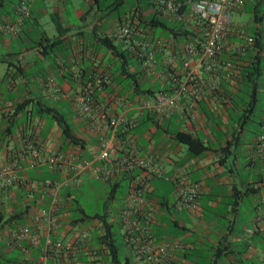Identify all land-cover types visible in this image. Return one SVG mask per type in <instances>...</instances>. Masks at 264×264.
<instances>
[{"label":"crops","instance_id":"crops-1","mask_svg":"<svg viewBox=\"0 0 264 264\" xmlns=\"http://www.w3.org/2000/svg\"><path fill=\"white\" fill-rule=\"evenodd\" d=\"M244 1L233 10L242 14ZM83 3L86 5L74 0H31L29 15L21 21L16 20L14 14L15 2L10 4L11 11L1 9L4 1L0 6V23L9 22L14 29L13 33L0 32V161H18L11 184L0 189V208L8 217L14 216L16 211L10 203L29 205L19 219L13 218L2 225L0 264H40L46 236L52 241L70 242L81 231H86L88 236L74 250L71 264H100L105 256L113 264L98 240L97 236L102 232L97 222H73L74 217L68 210L70 198L64 199L62 195L64 190L76 199L81 209L76 217H89L75 192L91 178L90 174L84 172L75 180L70 173L66 176V164L61 170L48 168L44 162L35 161L26 148L27 143H32L43 158L61 154L88 159L98 148V132L95 128L90 130L91 116L95 117L98 111L122 113L139 124L146 114L136 108L137 97H131L129 91L122 94V86L112 81L117 57L100 41L108 37L120 50L123 49L122 43L113 35L128 10L123 14L108 15L99 10L97 0H84ZM137 6L138 2L134 0L128 7L130 10ZM145 8L153 12L149 5H141L144 16ZM244 25L243 21H232L227 37L229 51L222 53L219 60L232 54L231 58L237 60L246 57L242 64L249 63L246 55L241 57V53L236 52V45L242 39L235 29L241 30ZM139 27L144 33L160 35L141 24ZM258 30L255 26L253 31ZM242 34L249 36L244 31ZM51 41L56 43L48 45ZM260 44L257 49L247 51L260 58V74L254 85L241 83L234 76L222 81L214 91L203 85V95L195 102L193 114L174 111L161 121L157 130L147 122L129 131V141L137 147L139 154L155 153L159 172L148 184L155 178L169 183L170 195H161L165 199L171 201L173 198L174 184L169 178L174 173L186 181L199 182L192 211L177 212L171 207L166 214L173 226L161 222L160 215L153 224L152 232L157 241L177 239L180 243L172 249L166 264H255L264 259V149L258 150L256 146L259 120L264 110V38L261 33ZM157 56L160 60L163 55L158 53ZM134 64L136 68L129 63V71L140 70L137 61ZM99 75L108 76L110 84L95 90L91 111L81 113L75 95L87 81ZM139 76L138 81L142 84L162 85V78L143 71ZM109 93L122 100V105L118 106L108 98ZM259 93L262 94V105L258 115H254ZM18 104L21 107L15 110ZM34 105L38 106L37 110ZM181 105H185L184 99ZM45 108L55 116L42 110ZM63 111L71 113L69 118ZM59 121L67 125L76 142L63 138ZM9 123H13V128L8 127ZM177 130L198 137L205 149L199 155L190 154L184 145L171 138L170 133ZM46 179L61 183L58 213L48 227L44 221L38 224L30 221L32 214L45 209L48 204L47 190L39 184ZM30 185L34 187L29 189ZM149 189L156 194L154 188ZM23 225L37 233V245L22 239L13 240L11 233ZM120 237L125 250L118 264H143L134 259L121 232ZM60 263L49 249L44 264Z\"/></svg>","mask_w":264,"mask_h":264},{"label":"built area","instance_id":"built-area-1","mask_svg":"<svg viewBox=\"0 0 264 264\" xmlns=\"http://www.w3.org/2000/svg\"><path fill=\"white\" fill-rule=\"evenodd\" d=\"M30 1L17 0L14 7L16 20L21 21L29 15ZM241 2L242 0H151L155 15L178 23L181 30L187 29L193 34L191 40L182 43H170L144 33L136 18L122 19L116 25L114 39L121 42L125 52L137 60L140 71L165 81L164 90L156 91L150 97L136 98L138 110L145 111L156 122L168 118L174 111L191 115L195 102L203 95V85L214 91L222 81L235 75L237 67L232 61L228 57L219 60V56L229 51L227 37L232 27L231 12ZM0 32L13 33L12 24L0 23ZM235 32L242 39L236 45V52L242 54L252 43V38L242 34L238 27ZM165 50L166 53L163 54ZM158 53L163 56L156 61ZM109 84L110 79L106 75L87 81L75 95L78 111L89 113L94 91ZM107 97L112 98L116 105H122V100L117 96L109 93ZM182 99L185 100V105H181ZM135 123L134 118L122 113L98 111L95 117L91 116L90 130L95 128L98 132V148L88 159L61 154L43 158L32 143H27L26 148L35 161L44 162L48 168L61 170V166L66 164V176L70 173L75 180L84 172L104 183L112 182L120 175L128 176L125 194L111 220H116L136 261L143 264H166L172 249L179 247L180 243L177 239L158 242L153 235L152 226L159 213V205L144 196L143 183L151 175L158 173L159 169L155 165V153L148 151L139 154L137 147L129 141L128 134ZM256 146L258 150L264 149V110L259 120ZM17 167V159L0 161V189L11 184ZM169 179L174 184L170 205L178 212L192 211L196 205L199 182L186 181L176 173ZM39 184L46 188L49 201L45 209L30 216V221L35 224L44 221L48 227L55 221L58 213L61 183L46 179ZM32 187L34 186L30 185L28 188ZM11 235L14 241L22 239L30 245H37L39 242L37 233L32 232L27 225L19 227ZM87 236L86 231H81L70 242L52 241L46 236L40 264H44L45 254L49 249L59 258L60 264H71L74 250ZM255 264H264V259Z\"/></svg>","mask_w":264,"mask_h":264},{"label":"trees","instance_id":"trees-1","mask_svg":"<svg viewBox=\"0 0 264 264\" xmlns=\"http://www.w3.org/2000/svg\"><path fill=\"white\" fill-rule=\"evenodd\" d=\"M4 0H0V6L3 3ZM138 2V6L136 8H132L129 10V7H127V14L124 16L123 15V19L125 18H136L137 20V24L139 26V24H141V26H143L144 28L147 29H153V31L155 32H159V36H156L153 34L154 37H158L161 38L160 36L162 35L167 37V38H171L175 41V43H182L185 41H189L191 40L193 34L188 31L187 29H180V25L178 23L172 22L166 18L163 17H158L157 15H155L153 12H151V14L149 15V17H146L142 14L141 10H140V6L141 3L139 2V0H136ZM15 2V4L17 3V0H11L10 4ZM124 0H114L113 4L114 6L123 3ZM151 0H146L144 1V3L142 4L143 7H147L148 5L151 7ZM255 9V7H254ZM260 20V16L256 13V10L254 11V15H253V22H257ZM249 36L252 38V43L249 44V48L245 49V51L240 55L241 57H243L244 55H246L249 58V63L248 64H242V59L245 60V58H240V60L234 59L233 57L231 58L232 54H229V59L232 61V63L237 67V71L234 75V78H237V80L241 83H246L248 85H254V83L256 82V78L257 76L260 74V58L256 55L251 56V54H247V51H249V49H257L258 47H260V31H252L249 33ZM101 43L103 46H105L107 49H110L112 55H115L117 57L116 59V65L111 73V77H112V81L115 82L118 85L122 86V94L126 93L129 91V94H131V97H140V96H147L150 97L154 92L156 91H160V90H164L165 89V81L164 79H162V85H160V83H158L156 85V88H153L152 85H147V84H142L139 80V74H140V70H133V71H129L128 70V65L129 63L135 62L137 61L134 57H132L131 55H129L128 53L125 52L124 49L120 50L116 45H114L110 39H108V37H103L102 39H100ZM56 43V41L54 42H49L48 45H54ZM42 46H44L42 44ZM155 60L158 61L159 60V56H155ZM96 77V76H94ZM93 77V78H94ZM164 85V86H163ZM106 87V86H104ZM108 91L112 92L113 90H111L110 88L107 89ZM95 92V91H94ZM94 96V93H93ZM21 107V104H18L15 106V110H17L18 108ZM44 111H46L47 113H51L50 115L55 116V113L52 112L50 109H42ZM149 122L150 124L154 125L157 128H159L160 126V122H156L154 121L151 117H149L148 115L144 114L141 118V121L139 122V124H135V126L132 128L134 130V128L138 127L139 125H146V123ZM59 126L61 127V132L63 135V138L68 139L71 142H76V139L72 136V134H70V129L67 127V125H64L62 122L59 121ZM13 128V123H9L8 127ZM171 134V138L177 142L180 143L182 145L185 146L186 150L193 155H199L204 149L205 146L203 145V142L198 138L193 136L191 133L186 132V131H173L170 133ZM79 158V157H78ZM136 173V172H134ZM157 173H155L154 175L150 176L149 178H147L145 180L144 184V196L150 200V201H154L155 203H157L159 205V213L157 214V217L159 216L160 221L161 222H165L166 224H169V226H173L172 222L170 219H168V215L166 214L167 211L169 209H171V205H170V201L168 199H165L164 196H158L156 194L153 193L152 189H149V180L153 177L156 176ZM128 176L126 175H120L118 177H116L114 179V181L112 182H108L105 183L108 187L107 190V195L106 198L104 199L103 202V212L101 214H95L93 216H78L76 217L79 212H80V208L78 207V204L76 202V199L71 195V193L67 192V191H62V195L64 197V199L66 198H70L68 199V203H69V212L72 214L73 218V222L80 220V221H95L97 222V224L99 225V229L101 230V234L98 235V240L99 242H101L106 251L107 254L110 257V261L113 264H118L119 263V258H118V253H117V246L114 243V238H113V225L115 220H111V217H109V213L107 211V203L108 201H110L113 198V195L115 193L116 187L118 186V183L120 180H125L128 181ZM28 190V189H27ZM27 194V192H26ZM11 207L13 209H16L14 216H8L6 217V214L3 212H1L0 208V230L2 228V225L5 224L6 222H9L10 220L14 219H19L20 218V214L25 213L27 211L28 208V204L27 203H10ZM173 209V207H172ZM178 212V211H177ZM81 214V213H80ZM153 227V226H152ZM156 240V239H155ZM157 241V240H156ZM158 242H162L161 240H159ZM127 244H129L128 242H126Z\"/></svg>","mask_w":264,"mask_h":264},{"label":"rangeland","instance_id":"rangeland-1","mask_svg":"<svg viewBox=\"0 0 264 264\" xmlns=\"http://www.w3.org/2000/svg\"><path fill=\"white\" fill-rule=\"evenodd\" d=\"M10 1L11 0H4V4L2 5L1 9L2 10L6 9L8 11H11L9 10ZM74 1L80 4L82 3L83 5H86V3H83L84 0H74ZM113 1L114 0H97L99 10L104 13L106 12L108 15L109 14H113V15L123 14L129 5L134 3V0H124L123 3L114 6ZM144 1L146 0H139L141 5L144 3ZM253 5L256 6L255 7L256 13L260 16V20L257 21L256 23H253L252 21ZM243 7H244V11L242 14L237 13L234 10L231 12V21H237V22L243 21L245 25L242 27L241 30L246 33L252 32L254 30V27L256 26L259 29L262 37L264 38V0H245ZM68 11H70L69 8H68ZM150 11L151 9L149 8L144 9L146 17H149V15L151 14ZM130 64H132L133 68H136V64H134V62ZM157 84L158 83L152 84L153 88H156ZM258 98L259 100L255 104V108L253 112L254 115H258L259 113L260 106L262 105V94L259 93ZM33 108L34 110H37L38 106L34 105ZM65 112H64L66 114L65 116L69 118L68 115L71 113H69L68 111H65ZM154 128L155 127H153V129ZM126 186H127V181L125 180L119 181L118 186L116 187L115 193L113 195V198L107 203V211L109 213V217L112 215H116V208L118 204L120 203L121 198L125 194ZM149 187L154 188L156 190L155 193L158 196H161V195L169 196L170 195L169 192L171 189V185L163 181L160 178H155L151 180ZM107 190H108L107 185L97 178L89 177L84 183L81 184L78 190H76L77 192H75V194H76V198L79 200L82 206V209L86 215L90 216L94 214H101L103 212V202H104V199L106 198ZM113 227H114L113 228V238H114V243L117 246L118 258L119 260H122L125 246H123L121 242L120 228L118 227L116 220L114 222ZM100 264H110V263L108 262V259L105 256L102 259V263Z\"/></svg>","mask_w":264,"mask_h":264}]
</instances>
